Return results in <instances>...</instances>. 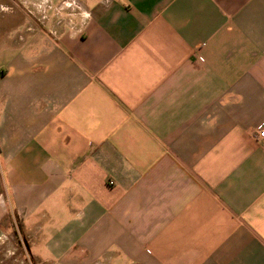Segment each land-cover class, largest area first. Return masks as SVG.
Returning <instances> with one entry per match:
<instances>
[{
    "label": "crops",
    "instance_id": "obj_1",
    "mask_svg": "<svg viewBox=\"0 0 264 264\" xmlns=\"http://www.w3.org/2000/svg\"><path fill=\"white\" fill-rule=\"evenodd\" d=\"M264 0H0V264H264Z\"/></svg>",
    "mask_w": 264,
    "mask_h": 264
},
{
    "label": "built area",
    "instance_id": "obj_2",
    "mask_svg": "<svg viewBox=\"0 0 264 264\" xmlns=\"http://www.w3.org/2000/svg\"><path fill=\"white\" fill-rule=\"evenodd\" d=\"M258 136H264V131H260L259 133H258Z\"/></svg>",
    "mask_w": 264,
    "mask_h": 264
}]
</instances>
